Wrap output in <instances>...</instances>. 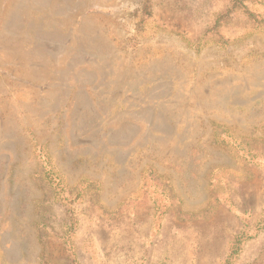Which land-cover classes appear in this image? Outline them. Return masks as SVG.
I'll return each instance as SVG.
<instances>
[{"label":"rangeland","instance_id":"obj_1","mask_svg":"<svg viewBox=\"0 0 264 264\" xmlns=\"http://www.w3.org/2000/svg\"><path fill=\"white\" fill-rule=\"evenodd\" d=\"M0 264H264V0H0Z\"/></svg>","mask_w":264,"mask_h":264}]
</instances>
